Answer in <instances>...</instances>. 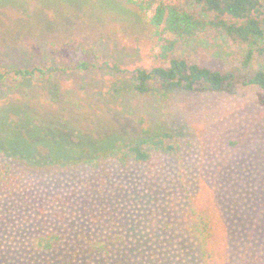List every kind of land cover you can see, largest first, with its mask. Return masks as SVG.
Wrapping results in <instances>:
<instances>
[{
	"label": "rangeland",
	"instance_id": "374dc122",
	"mask_svg": "<svg viewBox=\"0 0 264 264\" xmlns=\"http://www.w3.org/2000/svg\"><path fill=\"white\" fill-rule=\"evenodd\" d=\"M138 2L0 0V149L12 154H0V173L8 168L11 179L10 187L0 181V264H58L57 254L35 250L34 238L52 230L69 240L92 236L97 221L123 234L128 264H202L184 227L183 186L211 215L212 264H264V94L243 84L264 71V59L243 68L245 55L224 45H182L175 57L232 82L218 92L136 94L133 72L154 65L151 12ZM85 58L92 67L83 73L75 66ZM34 67L46 70L42 80L8 74ZM47 124L57 127L45 135L35 126ZM69 127L92 140L87 148ZM157 131L177 139L178 158L59 166L88 158L104 137Z\"/></svg>",
	"mask_w": 264,
	"mask_h": 264
},
{
	"label": "trees",
	"instance_id": "16d2710c",
	"mask_svg": "<svg viewBox=\"0 0 264 264\" xmlns=\"http://www.w3.org/2000/svg\"><path fill=\"white\" fill-rule=\"evenodd\" d=\"M138 5L141 10L151 12L148 23L152 28L151 53L154 65L149 70L136 69L133 72L129 86L136 94L143 95L150 91L165 93L168 90L191 93L198 87L218 92L232 82L234 77L229 73L224 74L198 63H190L185 58L175 57L182 45H224L229 51L245 55L242 59L243 68H247L252 61L264 59V0H139ZM87 61V58L80 60L75 68L83 73L90 71L92 65ZM110 70L121 72L117 66ZM10 73L20 80L33 81L42 80L46 70L34 67L16 69ZM0 78L5 77L0 73ZM243 84L256 87L264 94V71H256ZM29 113L33 115V111ZM35 126H39L44 135L46 128H50V131L57 127L52 124ZM68 130L77 141H81L82 144L78 142L80 147L87 148V143L92 141L88 136L75 133L73 127ZM94 144L97 151L89 150L88 158L69 160L59 166L65 168L81 164L98 169L101 163L112 161L118 167L126 168L132 164H148L154 157L178 158L181 148L177 139L167 131H157L135 140L104 137ZM0 154L6 159L12 158L7 150L0 149ZM10 180L6 168L0 173V181L10 187ZM183 190L187 203L185 230L195 244L201 263L212 264L211 215L198 206L186 187L183 186ZM93 227L94 235H78L71 240L64 236L70 234L68 231L64 235L53 230L39 234L34 238V248L41 253L57 254L58 264H77L81 259L90 260L94 257L107 264H128L130 255L123 234L98 221Z\"/></svg>",
	"mask_w": 264,
	"mask_h": 264
}]
</instances>
